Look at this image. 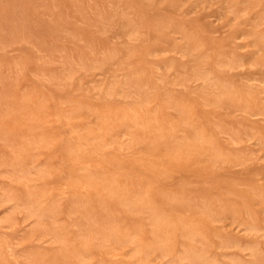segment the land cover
Masks as SVG:
<instances>
[{"label":"rangeland","instance_id":"obj_1","mask_svg":"<svg viewBox=\"0 0 264 264\" xmlns=\"http://www.w3.org/2000/svg\"><path fill=\"white\" fill-rule=\"evenodd\" d=\"M0 264H264V0H0Z\"/></svg>","mask_w":264,"mask_h":264},{"label":"bare ground","instance_id":"obj_2","mask_svg":"<svg viewBox=\"0 0 264 264\" xmlns=\"http://www.w3.org/2000/svg\"><path fill=\"white\" fill-rule=\"evenodd\" d=\"M193 255H194V253H193ZM184 256V255H183Z\"/></svg>","mask_w":264,"mask_h":264}]
</instances>
